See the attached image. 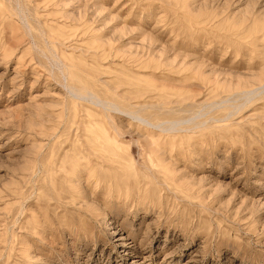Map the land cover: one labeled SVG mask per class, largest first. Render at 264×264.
<instances>
[{
  "label": "rangeland",
  "instance_id": "1",
  "mask_svg": "<svg viewBox=\"0 0 264 264\" xmlns=\"http://www.w3.org/2000/svg\"><path fill=\"white\" fill-rule=\"evenodd\" d=\"M0 264H264V0H0Z\"/></svg>",
  "mask_w": 264,
  "mask_h": 264
}]
</instances>
